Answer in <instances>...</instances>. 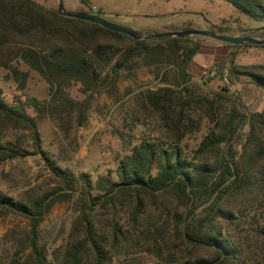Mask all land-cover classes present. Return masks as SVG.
Wrapping results in <instances>:
<instances>
[{
    "label": "trees",
    "instance_id": "obj_1",
    "mask_svg": "<svg viewBox=\"0 0 264 264\" xmlns=\"http://www.w3.org/2000/svg\"><path fill=\"white\" fill-rule=\"evenodd\" d=\"M220 1L264 24V0ZM199 48L187 38L134 41L89 22L61 17L33 0H0V68L15 79L22 76L19 88H23L24 75L12 61L37 73L49 87V98L42 102L27 98L24 104L36 113L59 119L74 114L77 125L84 120L83 107L65 93L71 83L90 93L111 87L123 70L171 64L179 84L185 85L191 77L187 67ZM244 73L264 90L263 76ZM169 93L165 88L148 92L145 102L149 105H141L158 115L164 138L134 145L118 162L114 180L97 176L91 182L87 174L75 175L47 158L40 149L36 119L21 104L5 103L0 89V132L27 131L31 149L18 141H0V163L39 155L57 183L30 200L0 194V217L12 213L28 221L22 240L13 246L9 264H49L44 247L38 244V223L55 201L72 197L79 216L72 223L59 264H115L107 256L104 233L111 234V249L133 242L135 248L152 253L157 264H264V136L261 140L254 134L264 131V105L259 112H240L235 98L228 110L215 100L197 101L193 110L203 109L211 127L190 158L178 144L184 132L190 131L181 124L190 121L193 99L177 106L172 96L171 100L167 97ZM188 125L192 127L191 121ZM193 129L198 131V124ZM123 202L131 212L130 231H122L113 218L103 226L96 225L92 211H114V205ZM158 204L164 206L163 216L146 214L158 210ZM24 246L28 253L19 262L15 257ZM125 256L126 261L116 264H141L134 253Z\"/></svg>",
    "mask_w": 264,
    "mask_h": 264
},
{
    "label": "rangeland",
    "instance_id": "obj_2",
    "mask_svg": "<svg viewBox=\"0 0 264 264\" xmlns=\"http://www.w3.org/2000/svg\"><path fill=\"white\" fill-rule=\"evenodd\" d=\"M33 1L42 7H49L52 0ZM84 3L89 13L131 29H134L133 26L148 27L149 31L155 33H159L161 27L170 26L173 29L181 26L197 29L205 20L210 24L205 29L215 32L219 29L224 35L254 34L264 37V24L244 17L220 0H84ZM187 39L199 44L200 48L188 66L193 77L185 85L179 84L171 64L161 67L140 65L129 71L123 70L111 87L90 93H84L78 83H71L65 93L72 102L83 107L84 120L80 125L75 124L74 114L68 119H59L48 113H36L24 104L27 98L39 102L48 100L49 87L37 73L20 61L11 63L19 74L24 75L23 88H19L21 75L15 79L7 70L0 68L2 98L9 105L21 104L26 114L36 119L40 149L48 159L60 169L75 175L87 174L93 182L97 176H108L114 180L118 162L129 154L134 145L143 140L154 142L164 138L158 115L152 109H142L141 105H149L145 102V94L165 88L170 92L167 97L169 100L173 97L177 106L193 99L189 114L192 127H187L190 121L182 122L181 125L190 131L184 132L178 144L183 155L192 158L202 136L211 127L204 117L203 109L193 110L197 101L215 100L228 110L235 98L240 112L261 111L264 90L255 86L244 72L264 77V68L257 67L264 66V46L229 47L227 54L221 57L215 47L219 44L223 46V43L199 36ZM231 69L235 73L229 75ZM203 72L208 76L203 75ZM197 124L199 130L195 131L193 127ZM246 131L245 126L243 132ZM254 134L263 140L264 131L256 130ZM0 141H18L28 151L31 150L27 131L2 130ZM56 185L39 155H27L0 163V194L5 197L13 200L35 199ZM233 205L234 208L238 207L237 203ZM114 207V211L99 208L92 211L91 216L96 225L103 226L106 220L113 218L122 231H130L132 223L129 206L123 202L116 203ZM158 208L146 214L163 216L164 206L158 204ZM78 216L75 197L68 201H55L43 214L37 226L38 244L44 247L49 264H59L72 223ZM27 229V219L18 214L8 213L0 217V264H9L13 246L19 244ZM104 234L109 249L107 256L112 263L126 261V253L132 252L141 264H157L152 253L135 248L133 242H126L124 248H119V244L111 249V234ZM19 248L15 259L22 262L28 247Z\"/></svg>",
    "mask_w": 264,
    "mask_h": 264
},
{
    "label": "water",
    "instance_id": "obj_3",
    "mask_svg": "<svg viewBox=\"0 0 264 264\" xmlns=\"http://www.w3.org/2000/svg\"><path fill=\"white\" fill-rule=\"evenodd\" d=\"M55 13L64 18L75 19V20H80L95 24L105 30L125 35L134 41H142V40H150V39H158V38L185 39L193 36H199L223 44L232 45L234 47H239L242 45L264 46V37L263 38L258 37L254 34L229 36V35L219 34L213 30H207V29L169 31V32L145 35L144 33L139 32L137 30L109 22L106 19L95 14L66 11L63 7V0L56 1Z\"/></svg>",
    "mask_w": 264,
    "mask_h": 264
},
{
    "label": "crops",
    "instance_id": "obj_4",
    "mask_svg": "<svg viewBox=\"0 0 264 264\" xmlns=\"http://www.w3.org/2000/svg\"><path fill=\"white\" fill-rule=\"evenodd\" d=\"M56 1L57 0H55V4H56ZM53 4H54V1L52 0L49 7H43V8L46 9V10H54L55 11V8L53 7ZM55 7H56V5H55ZM63 7H64V9L66 11L79 12V13H89L87 11L88 8L86 7V5L84 3V0H79V1L78 0H67L66 3H65V0H63ZM124 24H127V23L124 22ZM208 26H210V24L207 21L203 20V23L200 24L199 26H197L196 27L197 29H194V30H202V29L207 28ZM132 28H134L135 30H137L139 32H142V33L151 32V31H149L150 29L148 27H137V26L134 27L133 26ZM184 28H186V26H184V27L181 26L180 28H177V29H175V27L173 29V27H171V26L170 27H166V28L165 27H161L159 29V30H161V31H159V33L169 32V31H181ZM151 33H155V32H151ZM215 49H218L219 55H221V57H222V56L227 54V51H229L230 48H229V46H226L224 44H223V46H222V44L221 45L219 44L218 46L215 47ZM192 60H191V62H192ZM190 63H189V65H190ZM187 72L190 74L191 77H193L188 67H187ZM195 74H196L195 75V77H196L197 76V72Z\"/></svg>",
    "mask_w": 264,
    "mask_h": 264
},
{
    "label": "built area",
    "instance_id": "obj_5",
    "mask_svg": "<svg viewBox=\"0 0 264 264\" xmlns=\"http://www.w3.org/2000/svg\"><path fill=\"white\" fill-rule=\"evenodd\" d=\"M203 75L208 76L206 72H203Z\"/></svg>",
    "mask_w": 264,
    "mask_h": 264
}]
</instances>
